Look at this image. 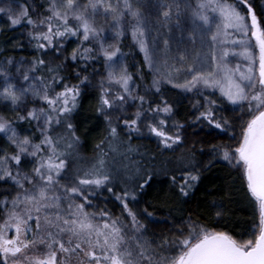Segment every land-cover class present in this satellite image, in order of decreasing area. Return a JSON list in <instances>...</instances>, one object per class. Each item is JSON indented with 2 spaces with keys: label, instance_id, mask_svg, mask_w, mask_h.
Here are the masks:
<instances>
[{
  "label": "snow or ice",
  "instance_id": "obj_1",
  "mask_svg": "<svg viewBox=\"0 0 264 264\" xmlns=\"http://www.w3.org/2000/svg\"><path fill=\"white\" fill-rule=\"evenodd\" d=\"M0 36V264H264V0H0ZM144 136L163 167L133 165ZM221 161L254 210L246 235L215 202L211 222L173 216Z\"/></svg>",
  "mask_w": 264,
  "mask_h": 264
},
{
  "label": "trees",
  "instance_id": "obj_2",
  "mask_svg": "<svg viewBox=\"0 0 264 264\" xmlns=\"http://www.w3.org/2000/svg\"><path fill=\"white\" fill-rule=\"evenodd\" d=\"M12 35H15V33H8V36ZM3 40L4 37L0 36V41ZM70 45H68V51ZM9 49L11 50L10 46ZM124 51L128 52L129 49L125 47ZM26 52L27 50L20 52V57L24 56ZM128 64L129 70L135 72L136 68L132 67V65L137 64V61L132 60L129 57ZM96 95V93H89L85 95L81 102L80 115L76 121L78 125V134L81 135L82 140H84L86 144V147L82 149L81 154L88 160L92 159L94 155V145L99 141L104 130L103 121H101L99 126H95L92 131H85L86 125L84 123V119L94 115ZM170 99L174 100L175 97L170 96ZM187 109V100L184 101L183 105H178L176 108V111L179 113L176 118L181 120V122L188 118L189 113ZM189 135L192 140L204 139L203 132H201L199 136H196L195 134L191 133V130H189ZM207 139L216 143L223 142L214 137H208ZM132 144L134 148L138 147L141 152L145 153L143 158L134 154L132 161L133 165L136 161L148 162L153 156H155L156 159L152 163H154L156 167H163L169 160L170 154L160 155L155 138L147 136L134 138ZM203 146L207 150V144ZM196 147L199 149L201 145L197 143ZM126 163L128 162L126 161ZM154 187H158V185H154ZM213 202H215L217 205H223L225 212L228 214V228L233 230L237 235H240L241 233L246 235V232L251 225L254 210L252 206L248 204L245 198V190L241 185L239 176L235 174L233 170L226 167L222 161L212 166L203 174L201 182L197 188L190 194L188 198H186L185 203L178 206L182 208V213L174 211L173 216H175L177 220L187 219L189 217L193 219L203 217L204 219L202 222H211V217L214 216L216 210L212 207ZM154 203V193L151 189H149L147 204L142 203L140 207L143 208L147 206L151 211L153 210L152 205ZM161 213H163V215ZM167 213V208L160 209L156 212V219L162 220L164 215H167ZM167 231V227L163 224H150V235L148 238L151 239V234L153 233L159 235L161 232Z\"/></svg>",
  "mask_w": 264,
  "mask_h": 264
},
{
  "label": "rangeland",
  "instance_id": "obj_3",
  "mask_svg": "<svg viewBox=\"0 0 264 264\" xmlns=\"http://www.w3.org/2000/svg\"><path fill=\"white\" fill-rule=\"evenodd\" d=\"M192 2H193V4H195V3H196V0H192ZM5 23H6V21H5ZM21 31H23V29H21ZM15 35H16V36H19V35H20V32H16ZM10 47H11V46H10ZM72 47H75V44H71V45L69 46V52L71 51ZM147 137H148V136H147Z\"/></svg>",
  "mask_w": 264,
  "mask_h": 264
}]
</instances>
